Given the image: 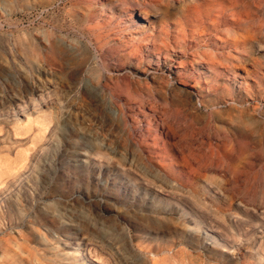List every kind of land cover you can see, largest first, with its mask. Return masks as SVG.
Masks as SVG:
<instances>
[{
	"label": "rangeland",
	"instance_id": "rangeland-1",
	"mask_svg": "<svg viewBox=\"0 0 264 264\" xmlns=\"http://www.w3.org/2000/svg\"><path fill=\"white\" fill-rule=\"evenodd\" d=\"M263 45L264 0H0V264H264Z\"/></svg>",
	"mask_w": 264,
	"mask_h": 264
},
{
	"label": "bare ground",
	"instance_id": "bare-ground-1",
	"mask_svg": "<svg viewBox=\"0 0 264 264\" xmlns=\"http://www.w3.org/2000/svg\"><path fill=\"white\" fill-rule=\"evenodd\" d=\"M193 3V2H192ZM201 3V2H200ZM193 4H196V3H193ZM149 5V4H148ZM189 6V5H188ZM201 7V6H200ZM189 9V8H188ZM187 10V9H186ZM142 11V10H141ZM142 13H144V12H142ZM215 24V23H214ZM206 28V27H205ZM171 30V29H170ZM208 30V29H207ZM152 37V36H151ZM261 45V44H260ZM264 46V45H263ZM262 46V47H263ZM162 53V52H161ZM161 53H159V54H161ZM159 58V57H158ZM215 66V65H214ZM174 68H177V67H174ZM151 70H153V69H151ZM153 71H155V70H153ZM149 74H151V73H149ZM148 74V75H149ZM150 76H152V75H150ZM28 120H29V122L30 123H36V124H39V125H43V126H46V123L44 122V119L41 117L40 118V120H38V121H35L34 119H32L31 117H28Z\"/></svg>",
	"mask_w": 264,
	"mask_h": 264
}]
</instances>
